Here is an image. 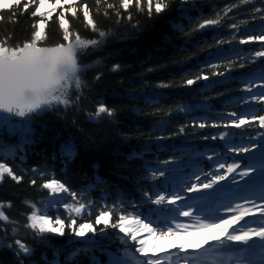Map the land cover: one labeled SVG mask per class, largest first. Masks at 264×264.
Listing matches in <instances>:
<instances>
[{
  "label": "trees",
  "instance_id": "obj_1",
  "mask_svg": "<svg viewBox=\"0 0 264 264\" xmlns=\"http://www.w3.org/2000/svg\"><path fill=\"white\" fill-rule=\"evenodd\" d=\"M253 1L163 0L167 7L157 14L154 10L157 0H153L150 16L147 0H142L139 9L133 3L127 10L120 8L119 0H101L100 5L96 4V0L75 1L73 6L77 8V16L65 13L72 31L79 33L82 38H98V33L91 31L83 18L81 9L83 4H87L98 28L111 32V35L98 49H90L91 54L82 57L81 63L94 60L99 63L83 73L85 86L82 95L73 91V104L70 107L61 105L27 119L12 117L7 120L8 126L0 128V133L6 138L19 140L9 145H0V152L6 154L4 162L12 167L14 173L23 177L21 182L16 183L5 175L0 183V209L9 217L6 222L0 221V264H46L45 259L50 258L54 249L52 244H62L75 237L68 228H65L63 235H37L34 230L26 227L27 216L33 211L32 202L41 205L40 210L36 208L38 212H47L53 218L57 212L68 223L69 214H66L65 209L53 210L50 207L53 197L47 189L41 187L44 180L55 176L66 182L78 196L85 190H92L98 196L105 190H112L115 194L118 188L133 189L132 184L141 179L144 173V163L156 156L166 155L178 142V127L185 123L182 117L169 120L164 132L159 129L156 121L168 113L176 114L180 100L200 96L211 99L210 106L214 109L227 108L228 101L223 98L238 91L244 76H238L237 72L249 65L236 59L235 53L226 58L228 54L218 52V46L230 41L239 42L246 39L247 35L264 33L252 31L258 28L252 27L242 35H229L225 40L211 35L209 29H196L203 19L216 18L220 9L228 5L231 8L236 5V11L230 13L234 21H239L240 25L242 22L250 24L255 20ZM51 3H55V0H51ZM108 4L115 7L108 9ZM60 11L57 9L53 12L46 26L48 46L61 42V30L58 27ZM117 11L120 12L119 22ZM105 12L107 15H104ZM129 13L131 20L128 19ZM0 17V39L11 36L9 43L12 46L30 39L32 25L37 22L31 18L30 13L21 17L18 9L12 12L0 11ZM251 43L260 45V42ZM211 50L217 51L214 53L218 54L217 58L210 54ZM213 59H218V63L212 64ZM114 65H119L115 71ZM228 69H231V75L227 73ZM214 72H225L226 76H215ZM202 73L210 79L198 80L191 86H185L187 79H194ZM98 74L99 80L96 79ZM162 84L170 86L159 87ZM100 102L114 110V115L108 117L107 114H101L99 120L90 119V114L95 113ZM191 118L186 137L191 140L201 135L211 138L210 126L204 129L198 126L189 128L194 122L196 125L201 123ZM212 123L208 121L207 124ZM25 138L28 139L23 142ZM67 145L73 149L70 156L64 151ZM33 168L42 170L45 175H34L31 172ZM32 180L36 181L34 185L30 183ZM41 197L44 202L40 201ZM60 201L64 199L60 198ZM111 206L107 205L108 208ZM130 206L129 203L124 204L125 208ZM101 210L107 208L96 206L90 213L76 218L77 225L86 221L94 222ZM116 218L114 212L113 222ZM101 228H104L103 224L96 226L95 233L89 232L85 236L96 240L101 248H96L99 257H105L103 251L108 250L116 259L126 256V252L134 260L146 259L135 251L138 245L130 248L125 244L118 229L109 226L101 232ZM146 235H142V238H147ZM17 239L32 249L30 254L19 251L15 244ZM181 242V237L174 238V243ZM124 248L127 250L122 251ZM79 250L78 264H89L86 248L81 247ZM157 256L162 257L160 254Z\"/></svg>",
  "mask_w": 264,
  "mask_h": 264
},
{
  "label": "snow or ice",
  "instance_id": "obj_2",
  "mask_svg": "<svg viewBox=\"0 0 264 264\" xmlns=\"http://www.w3.org/2000/svg\"><path fill=\"white\" fill-rule=\"evenodd\" d=\"M141 2L142 0H119V5L121 9L127 10L135 3L139 9ZM242 2L247 3L248 0H242ZM74 4L75 0H55V3H51V0H0V11L7 10L12 12L13 9H18L21 17L30 13L31 18L37 20L32 25L33 31L30 39L22 43L18 42L15 46L9 43L11 36L0 39V113L6 114V121L12 117L27 119L31 116L41 115L61 105L68 108L73 104L71 99L73 91L82 95V89L85 86L82 75L90 66L82 65L80 61L83 56L91 54L90 49H98L103 45L106 38L111 35V32L98 28L87 4H83L81 9L83 18L86 26L94 33H98V38H82L79 33L72 31L69 20L65 18V13L70 12L72 17H76L77 8L73 6ZM96 4L100 5L101 0H96ZM114 7L115 5L113 4L107 5L108 9H113ZM147 7L150 16L153 10V0H147ZM166 7L167 4L163 0H157L154 10L159 14ZM232 7H236V5ZM46 8H50L51 11H46ZM57 9H61L58 14L61 42L48 46L46 44V26L52 18L53 12H56ZM230 11L231 8L225 11L224 16L217 14L216 18L203 19L196 30L215 29L223 23H229V27L237 30V32L246 31L248 28L246 22H242V25L238 26L235 22H228L225 19ZM104 15H107V12ZM116 15L118 17L117 22H119L120 12L117 11ZM131 18L129 13L128 19L131 20ZM252 31L264 33V17L261 18L258 28H253ZM251 42H264V34L247 35L246 39L239 41L240 44H249ZM218 52H221V50L218 49ZM254 56L264 57V51H256ZM118 68L119 65H114L113 71ZM259 68V73H256V70L253 69L251 74L264 81V62L259 65ZM227 73L231 75V69H228ZM213 75L225 77L226 73L214 72ZM96 79H100L99 74ZM209 79V76L202 73L194 79H187L184 84L185 86H191L198 80L208 81ZM169 86L167 84L159 85V87ZM253 88L264 89V83L260 85L249 83L246 85L245 91L250 95L245 103H264V91H257L253 94ZM80 95L77 96V99L80 98ZM181 110L187 111V108ZM259 111L264 112V107L260 108ZM101 114H107L108 117H112L114 110L108 108L105 103L100 102L95 109V113L90 114V119L99 120ZM219 119L221 123L214 121L211 125L203 122L196 125L194 122L193 127L198 126L200 129L209 126L213 128L223 127L225 129L241 130L242 133L246 127L258 122L259 126L264 128V114H258L256 111L231 112L220 116ZM184 132L185 126H181L179 133L183 134ZM232 135V132L220 131L218 135H213L212 139L219 138L228 142V138ZM232 142L234 143V139ZM248 145L234 146L230 148V151L251 155L253 150H259L262 159L258 162V166L257 163H250L242 167L239 161L227 164L219 163L218 159L213 161V156H209V161L215 163L216 173L202 172L203 180L201 175L194 174L195 182L184 189L186 193L212 195L220 188L221 182L238 183L243 181V187L238 188L237 191L248 192L253 198L249 199L247 196H241L239 197L240 203L229 204L225 207L224 211L231 213L227 218L213 221L200 215H195L192 224L181 222L177 219L178 217L193 218L194 216L191 205L178 203L183 202L185 196L176 191L165 192L164 190L156 191L153 189L142 194L143 203L148 206L144 212L129 213L127 208L124 207V202H117L110 208L105 205L107 210L99 211L95 216L94 222L86 221L77 225L76 218L88 214L90 208H95V204L91 201H89L88 205L78 202L77 193L71 191L66 182L51 178L44 180L41 184V187L47 189L53 197L51 206L59 207L61 201L58 197L60 194H64L65 198H71L74 201V203L63 204V208L69 213L68 223L66 224L65 219H62L60 215H56L53 218L47 212L43 215L38 214V210L33 204V211L27 216L28 224L26 227L34 230L37 235H63L65 228H68L75 237L84 238L86 233H95L97 225H104V228L100 229L101 232H104L110 226L113 229H118L123 234V238L130 239L138 245L135 251L146 259H137L135 264H162L163 259L171 260V257H158L157 254L172 248H176L178 252L186 254L183 264H207L210 258H212L211 264H222V261L214 258L217 253L211 247L213 242L221 248L232 245L245 246L238 249L234 259L231 260V264H237L241 260L247 261V264H264V144L258 145L250 140ZM64 151L69 156L72 155V146L67 145ZM213 155L218 157L219 154L214 153ZM0 157H4V159H0V183L3 182L5 175L16 183L21 182L23 177L16 175L12 167L4 162L7 158L6 154L0 152ZM221 169L224 170L222 173L220 172ZM31 172L41 177L45 175L42 170L36 168H33ZM257 172L260 173V176L255 178V173ZM164 176L165 171L163 170L152 171L150 178L157 179V177ZM30 183L34 185L36 181L32 180ZM82 198L86 199V197ZM26 203L30 202L26 201ZM153 205L156 207H152ZM8 206H11L10 203ZM114 212L117 214L115 222H113ZM246 217L256 218L259 223L256 226L234 227V225L244 221ZM8 220L9 217L3 210H0V221L6 222ZM191 229L206 231L209 234L202 236L195 242H189L184 238L194 235ZM15 231L16 229L14 228L13 232ZM142 233H147V238H142ZM178 236L181 237L182 242L176 244L174 243V238ZM138 237L141 238L138 239ZM154 239L160 242L153 243ZM15 244L23 254H30L32 251L20 239L15 240ZM206 246H209L207 249L208 254L204 256L198 255ZM189 250H191L190 256L187 255ZM75 255V252L72 253L68 259L71 260ZM125 255L128 256L129 254L126 252ZM257 257H259L258 261ZM53 264H58V261H53ZM112 264H131V261L114 259ZM177 264H179V261H177Z\"/></svg>",
  "mask_w": 264,
  "mask_h": 264
},
{
  "label": "rangeland",
  "instance_id": "obj_3",
  "mask_svg": "<svg viewBox=\"0 0 264 264\" xmlns=\"http://www.w3.org/2000/svg\"><path fill=\"white\" fill-rule=\"evenodd\" d=\"M5 114L0 113V127L2 126H8V121L5 120ZM132 264V263H131Z\"/></svg>",
  "mask_w": 264,
  "mask_h": 264
},
{
  "label": "water",
  "instance_id": "obj_4",
  "mask_svg": "<svg viewBox=\"0 0 264 264\" xmlns=\"http://www.w3.org/2000/svg\"><path fill=\"white\" fill-rule=\"evenodd\" d=\"M98 60H94V61H91V62H87V63H81L82 65H89L90 67L95 65L97 63Z\"/></svg>",
  "mask_w": 264,
  "mask_h": 264
},
{
  "label": "bare ground",
  "instance_id": "obj_5",
  "mask_svg": "<svg viewBox=\"0 0 264 264\" xmlns=\"http://www.w3.org/2000/svg\"><path fill=\"white\" fill-rule=\"evenodd\" d=\"M159 159H161V157Z\"/></svg>",
  "mask_w": 264,
  "mask_h": 264
}]
</instances>
